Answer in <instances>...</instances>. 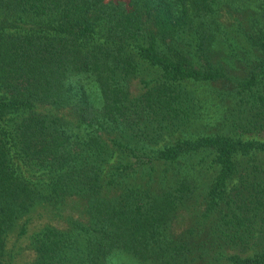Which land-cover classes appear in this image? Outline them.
Wrapping results in <instances>:
<instances>
[{"label":"trees","instance_id":"trees-1","mask_svg":"<svg viewBox=\"0 0 264 264\" xmlns=\"http://www.w3.org/2000/svg\"><path fill=\"white\" fill-rule=\"evenodd\" d=\"M228 1L0 0V264L17 220L67 196L82 216L34 230L22 264H264V139L184 130L192 84L226 76L211 51ZM241 32L236 97L264 122V28Z\"/></svg>","mask_w":264,"mask_h":264},{"label":"rangeland","instance_id":"rangeland-1","mask_svg":"<svg viewBox=\"0 0 264 264\" xmlns=\"http://www.w3.org/2000/svg\"><path fill=\"white\" fill-rule=\"evenodd\" d=\"M264 0H233L221 3L216 12L215 21L219 24L218 34L213 38L211 56L216 65L223 68L225 77L213 81L194 83L192 87L199 93L201 116L184 127L190 135L229 132L234 135L264 139V122L261 118L249 121L250 110L236 97L237 82L245 74L254 59V50L246 43L242 30L253 27L264 28V12L260 3ZM241 33H240V32ZM144 74L145 70H144ZM139 77H132L129 89L132 93L141 90ZM234 88V98L231 95ZM248 105V104H247ZM41 108H44L41 107ZM240 109V110H239ZM264 164V156L258 153ZM201 179V175H200ZM58 205V206H56ZM35 205L17 220L14 227L6 234L4 264H22L33 256L29 245L31 233L43 224L64 227L70 216H82V200L77 196H67L58 204ZM201 208L197 201L190 200L175 212L169 223V229L181 233L194 224L197 212ZM24 220L25 230L18 233L20 223ZM125 264H138L130 255H116L115 259Z\"/></svg>","mask_w":264,"mask_h":264}]
</instances>
